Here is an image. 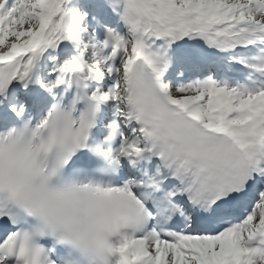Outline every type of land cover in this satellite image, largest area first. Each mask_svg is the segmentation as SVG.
<instances>
[{
	"label": "bare ground",
	"instance_id": "obj_1",
	"mask_svg": "<svg viewBox=\"0 0 264 264\" xmlns=\"http://www.w3.org/2000/svg\"><path fill=\"white\" fill-rule=\"evenodd\" d=\"M111 6L114 7L113 2ZM75 12L76 10L70 11L69 7H67L66 0H34V3L30 6L29 10L25 12L30 19V24L28 25L29 28L26 31H19L16 40L10 43L8 49L0 51V55H8L13 51H18L20 54H26L27 60H33L35 65L29 66L25 72L30 75H38L41 61L45 58L44 52L54 49L56 45L67 43L68 39L66 34L67 31L71 29ZM54 24H57V26ZM175 48L179 51L178 47L175 46ZM136 58L137 56L133 54L126 59L125 63L119 67L118 72L126 76L130 65ZM141 62L143 63L142 60ZM152 68L155 69L154 67ZM22 79L30 80V78L27 77ZM33 84L36 85V82H33ZM232 99L234 100L235 97ZM193 100L188 101L185 98L175 96L173 102L177 106L194 108L192 104H195L196 102H193ZM261 104L262 103H260V105ZM253 106L254 105L250 106V108L244 112L251 110ZM226 107L229 109L228 114L235 111V107H232L230 102ZM220 116L221 112L219 111L217 112V117L219 118ZM261 123L262 121L253 114L251 118L245 119L243 112L241 113L239 111V119L235 125L230 124L228 127L215 128L225 134L234 135L241 145L248 149L247 151L250 156L256 158L259 155H264V140L261 139L262 131H260ZM233 130H236L237 132L234 133Z\"/></svg>",
	"mask_w": 264,
	"mask_h": 264
},
{
	"label": "rangeland",
	"instance_id": "obj_2",
	"mask_svg": "<svg viewBox=\"0 0 264 264\" xmlns=\"http://www.w3.org/2000/svg\"><path fill=\"white\" fill-rule=\"evenodd\" d=\"M181 3H182V5L184 6H191L194 10H195V12L196 13H198V14H204V22H207L209 19H211L212 17H213V15H214V11L211 9V8H209V7H205V6H203L202 4H199V5H192V3H188V1H185V0H181ZM164 11L163 10H160V11H157L156 13H155V16H157L159 13H163ZM170 14V13H169ZM173 14V16L175 17V18H177L178 19V21H176V23H177V26L179 25V26H182V25H184L185 23H186V21H188V22H190L186 17L183 19V15L181 16V17H178V16H176V13L175 12H173L172 13ZM165 15V13L163 14V16ZM171 15V14H170ZM221 16H222V13H219V15L217 16V18H216V20H219L218 22H221V24H222V28H224L225 27V22L228 20V16H227V18H225L223 21H221ZM176 26V27H177Z\"/></svg>",
	"mask_w": 264,
	"mask_h": 264
}]
</instances>
